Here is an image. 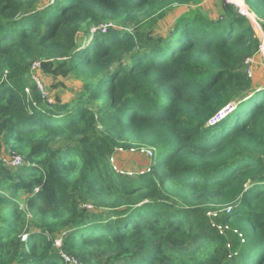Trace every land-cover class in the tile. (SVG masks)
<instances>
[{"label":"trees","instance_id":"1","mask_svg":"<svg viewBox=\"0 0 264 264\" xmlns=\"http://www.w3.org/2000/svg\"><path fill=\"white\" fill-rule=\"evenodd\" d=\"M49 1L0 0V264H264V80L246 70L264 0L215 18L201 0ZM175 5L192 6L158 36ZM43 72L82 90L52 99ZM144 148L143 169L111 161Z\"/></svg>","mask_w":264,"mask_h":264},{"label":"rangeland","instance_id":"2","mask_svg":"<svg viewBox=\"0 0 264 264\" xmlns=\"http://www.w3.org/2000/svg\"><path fill=\"white\" fill-rule=\"evenodd\" d=\"M230 1L235 2V0H230ZM49 2H50L49 0H42L43 5H47ZM191 6L190 5H175L173 10L168 11L165 17L159 20L156 26V29H155L156 34L159 36L161 34H165L169 32V30H171V28H173V26L175 25L176 19L179 16V14L183 11L188 10ZM193 7L198 8L199 10L206 13L207 15L215 18L219 16V13L221 12L223 5H222V0H201L197 4L193 5ZM248 17L250 18L254 26H256V32L261 38L262 45L257 55H255L252 58H249L246 61V70L248 71L249 76H251L253 79L264 80V26L262 25V23H260L259 18L256 15L251 17L248 14ZM35 65L36 63L33 65V67ZM40 75L37 74V77L36 75L34 76L36 79V82L37 80H40V81L42 80L44 82L45 87L42 88L41 84L39 86L43 89V92L52 99L58 96L61 99L69 98L77 94L78 92H80L83 87V83H82L83 79L75 77V76L55 77L45 72L41 73ZM257 88L259 89L260 86H258ZM2 155H4V158L7 160H9V158H12L11 152L8 148H4ZM152 156H153L152 154H149L147 152V149H144V150L142 149H130V150L118 149L116 155H114L111 158V161L114 163L117 170H120L121 172L122 171L130 172L133 169L140 170L142 167L149 166L152 160L151 159ZM5 163H7V161ZM5 198L6 199L8 198L7 191L4 190L3 188H0V214L3 212L4 208L7 207V201ZM17 202L21 205V207H26L24 193H22L21 196L17 199ZM210 211L212 212L208 215L213 225L217 227L218 229H219V226L221 225L224 226L223 224H221L222 211H220L219 209H212ZM224 229L225 227L223 228V231ZM227 237L231 245L234 240H237V238L233 235L228 234ZM59 244H60V239L57 241V245ZM67 259L69 260L70 257Z\"/></svg>","mask_w":264,"mask_h":264},{"label":"built area","instance_id":"3","mask_svg":"<svg viewBox=\"0 0 264 264\" xmlns=\"http://www.w3.org/2000/svg\"><path fill=\"white\" fill-rule=\"evenodd\" d=\"M261 45H262V44H261ZM35 63H36L35 66H40V63H39V62H35ZM35 63H34V64H35ZM35 66H34V67H35ZM37 81H38V83H39V85H40V84H41L40 81H39V80H37ZM41 87H42V85H41ZM144 149H147V152H148L149 154H152V155H153V150H152V149H150V148H144ZM144 149H142V150H144ZM20 162H21V157L16 156V157H15V160L13 161V163H14V164H19ZM228 208H230V206H228L227 209H228ZM211 212H212V211H209L208 214H210ZM224 227H225V229H224V231H225V230L228 228L227 225H226V226H222V225L219 226V229H220L221 232H224V231H223V228H224ZM66 257H67V256H66ZM67 258H69V257H67ZM67 258H66V260H67L68 262H70L69 264H75V261H74L72 258H70L71 260H70V259L68 260Z\"/></svg>","mask_w":264,"mask_h":264},{"label":"water","instance_id":"4","mask_svg":"<svg viewBox=\"0 0 264 264\" xmlns=\"http://www.w3.org/2000/svg\"><path fill=\"white\" fill-rule=\"evenodd\" d=\"M245 13V12H244ZM248 15V13H246ZM256 28V26H255ZM251 94H246L245 97H243L242 99L244 100L246 97H249ZM239 103V100H236L234 102H232L229 106H227L226 108H224L221 112L220 115H224L226 113H228L229 111L233 110Z\"/></svg>","mask_w":264,"mask_h":264},{"label":"clouds","instance_id":"5","mask_svg":"<svg viewBox=\"0 0 264 264\" xmlns=\"http://www.w3.org/2000/svg\"><path fill=\"white\" fill-rule=\"evenodd\" d=\"M252 95H253V94H252ZM252 95H251V96H252ZM226 114H227V113H226ZM226 114H224V115H220V114H219V116H220V118H222V117H224ZM217 118H218V117H217ZM247 188H248V186H247ZM224 209H225V208H224ZM226 209H227V207H226ZM209 211H210V210H209ZM209 211H208V212H209Z\"/></svg>","mask_w":264,"mask_h":264}]
</instances>
